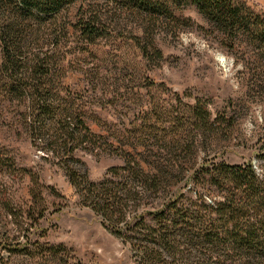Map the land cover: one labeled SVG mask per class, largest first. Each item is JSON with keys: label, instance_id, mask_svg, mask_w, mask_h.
Masks as SVG:
<instances>
[{"label": "rangeland", "instance_id": "obj_1", "mask_svg": "<svg viewBox=\"0 0 264 264\" xmlns=\"http://www.w3.org/2000/svg\"><path fill=\"white\" fill-rule=\"evenodd\" d=\"M237 2L264 25V0ZM82 5L89 9L81 2L70 7L71 24ZM176 15V25L155 31L162 57L150 60L141 57L132 37L145 39L131 17L87 51H80L75 35L69 37L56 84L63 105L75 96L88 108L84 120L98 141L94 149L81 148L69 165L90 181L122 165L123 151L146 159L139 155L144 143L178 159L180 190L192 195V178L203 166L251 164L260 171L264 44L246 31L223 34L193 7ZM195 104L210 113L206 127L193 113ZM5 158L11 165L0 173V264H136L103 218L79 200L58 160L31 147L17 128L14 107L0 105ZM30 188L39 189L40 197L31 196Z\"/></svg>", "mask_w": 264, "mask_h": 264}, {"label": "trees", "instance_id": "obj_2", "mask_svg": "<svg viewBox=\"0 0 264 264\" xmlns=\"http://www.w3.org/2000/svg\"><path fill=\"white\" fill-rule=\"evenodd\" d=\"M77 2L89 9L82 5L71 24L68 11ZM186 7L223 34L246 31L264 44V25L237 0H0V105L14 107L17 128L31 147L58 160L79 200L103 218L136 264H264V153L259 172L251 164L203 166L192 178L193 195L180 190L178 159L147 143L139 153L146 159L123 151L122 165L97 182L69 165L81 148L94 149L98 141L80 98L60 102L56 82L69 37L87 51L131 17L145 38L132 36L141 57H162L155 31L176 25V12ZM193 113L203 127L209 124L207 109L195 104ZM0 162L5 173L10 161ZM29 193L41 195L36 188Z\"/></svg>", "mask_w": 264, "mask_h": 264}]
</instances>
